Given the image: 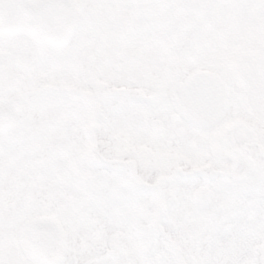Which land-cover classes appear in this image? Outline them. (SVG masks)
<instances>
[{
    "label": "snow or ice",
    "instance_id": "snow-or-ice-1",
    "mask_svg": "<svg viewBox=\"0 0 264 264\" xmlns=\"http://www.w3.org/2000/svg\"><path fill=\"white\" fill-rule=\"evenodd\" d=\"M0 264H264V0H0Z\"/></svg>",
    "mask_w": 264,
    "mask_h": 264
}]
</instances>
